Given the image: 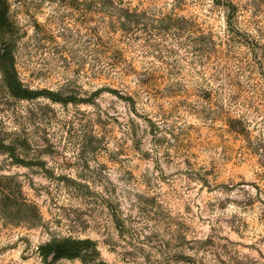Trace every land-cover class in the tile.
<instances>
[{"label": "rangeland", "instance_id": "1", "mask_svg": "<svg viewBox=\"0 0 264 264\" xmlns=\"http://www.w3.org/2000/svg\"><path fill=\"white\" fill-rule=\"evenodd\" d=\"M4 1L0 264H264V0Z\"/></svg>", "mask_w": 264, "mask_h": 264}, {"label": "trees", "instance_id": "2", "mask_svg": "<svg viewBox=\"0 0 264 264\" xmlns=\"http://www.w3.org/2000/svg\"><path fill=\"white\" fill-rule=\"evenodd\" d=\"M6 3L0 0V27L3 26L6 20ZM0 71L2 74V82L9 91V93L19 99H33L39 97L41 94L49 95L55 100V93L49 90H34L26 86L19 78L12 51L3 47L0 52ZM65 101V100H61ZM96 251L95 243L89 238L80 239L74 237L52 238L48 242L39 246V253L41 258L45 261H53L62 258H81L84 260V255L89 251ZM98 264H105L98 262Z\"/></svg>", "mask_w": 264, "mask_h": 264}]
</instances>
